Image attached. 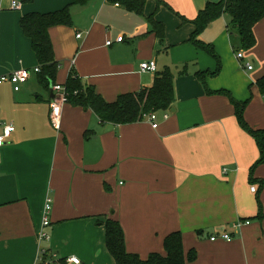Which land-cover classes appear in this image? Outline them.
<instances>
[{
  "label": "crops",
  "instance_id": "0c3cea01",
  "mask_svg": "<svg viewBox=\"0 0 264 264\" xmlns=\"http://www.w3.org/2000/svg\"><path fill=\"white\" fill-rule=\"evenodd\" d=\"M161 1L166 5L155 19L164 25L162 43L146 20L156 0H146L143 15L113 0H19L17 9L0 0V74L37 66L20 17L68 4L71 24L48 29L59 62L57 84L64 85L73 71L111 102L150 87L155 72L171 62L187 70L174 74V112L170 108L164 117L159 111L156 128L146 117L103 123L91 109L65 101L56 129L49 103L57 94L36 73L19 85L0 84V131L14 127L0 146V264H33L42 250L46 264H68L69 256L79 264H113L106 218L120 223L125 249L142 259L163 253L164 236L179 230L184 252L196 251L186 264H264V217H257L264 212V162L252 167L259 150L229 98L206 91L224 89L237 101L248 99L244 120L264 128V96L255 83L264 74V16L253 27L255 45L246 51L237 48L226 13L203 29L198 39L220 59L219 72L204 84L195 72L213 71L216 60L187 41L195 29L188 20L219 0ZM117 36L122 40L115 41ZM109 39L114 42L106 44ZM240 50L243 57L237 58ZM150 59L156 71H141L140 63ZM47 196L52 204L43 226ZM40 231L49 238L40 240ZM223 232L232 238L210 239Z\"/></svg>",
  "mask_w": 264,
  "mask_h": 264
},
{
  "label": "trees",
  "instance_id": "16d2710c",
  "mask_svg": "<svg viewBox=\"0 0 264 264\" xmlns=\"http://www.w3.org/2000/svg\"><path fill=\"white\" fill-rule=\"evenodd\" d=\"M27 1V0H25ZM89 0H73L71 4L84 5ZM127 10L136 14H144L146 0H117ZM166 5L161 0H156V8L146 17L159 43L164 39V25L155 19V12L160 5ZM70 4L61 9L38 13L32 12L20 17L19 25L24 35L30 41L32 50L37 59L39 71L36 73L38 81L45 87L51 88L56 83L59 62L54 57V51L48 29L54 25H70L72 22ZM230 16L231 34L238 40L237 48L251 49L255 43L254 25L264 16V0H219L207 2L200 9L193 20H188L195 26L187 41L196 47L203 49L216 60L213 71H197L195 75L205 84V77L216 75L220 70V59L211 44L198 39V35L215 18L222 14ZM186 21L185 18H182ZM233 26V28H232ZM186 73L184 65L180 74ZM261 95L264 96V74L255 81ZM66 101L73 105L91 109L103 123L128 124L145 118L150 112L167 111L176 101L174 92V74L168 67L154 74L150 87L142 88L136 92L122 93L114 101L108 102L98 94L94 87L83 83L77 75L70 71L64 84ZM208 93H221L226 95L234 106V112L239 125L255 140L259 150V157L252 167L264 162V128H251L243 117L244 108L248 99L235 100L231 94L224 90L212 91L206 87ZM260 184L263 181L260 180ZM257 217H264L261 210ZM102 222V221H101ZM102 224L105 227V245L113 258V264H186L196 258V251L190 248L184 252L183 236L179 230L171 231L163 238V253L151 252L142 259L137 253L128 252L125 249L124 234L120 223L112 218H106Z\"/></svg>",
  "mask_w": 264,
  "mask_h": 264
},
{
  "label": "built area",
  "instance_id": "2783aa9c",
  "mask_svg": "<svg viewBox=\"0 0 264 264\" xmlns=\"http://www.w3.org/2000/svg\"><path fill=\"white\" fill-rule=\"evenodd\" d=\"M113 2L118 5L119 2L117 0H113ZM10 5L11 8L13 9H17L20 7V2L19 0H10ZM77 37H80V34L77 33L76 34ZM119 40H122V36L119 38ZM111 41L107 40L106 44H110ZM236 57L237 58H242L243 54H242V50L236 52ZM74 62V60L72 59L70 61V63L72 64ZM247 69H251V64L250 62H246L244 65ZM157 69L156 67V62L154 59H150V60H146V61H142L140 63V70L141 71H150V72H155ZM39 66H34L32 68H18L15 70H12L10 72L7 73H3L0 74V84L4 83V82H10L11 84L14 85H19L22 84L24 82H26V80L30 77L31 73H37L39 71ZM52 91L55 92L57 95L56 97L52 98L49 106H50V122L52 124V126L56 129L59 128V121H60V114H61V104L63 102L66 101V90L64 85L62 84H53L52 85ZM167 111H165L164 117H166L167 115ZM148 121L151 123V126L153 128H156L158 125L157 122V117H158V112H150L148 114H146L145 116ZM14 129L13 125L11 124H6L2 127L1 131H0V146L5 142V139L10 135V133L12 132V130ZM250 190L255 191L256 187L255 185H251L250 186ZM51 204H52V198L50 196H47L45 199V203H44V207H43V217H42V225L46 226L49 224V212L51 209ZM240 222H238L237 224L235 223L234 226L239 227L240 226ZM217 237H220L224 240H230L232 238L231 234L227 233V232H223L221 234L218 235H211L210 239L211 240H215ZM38 238L41 239H48V233L46 231H40L38 233ZM44 251L42 250L37 258V260L33 263V264H46L47 260L44 258ZM65 261L68 264H79L80 260L78 257L76 256H69L67 258H65Z\"/></svg>",
  "mask_w": 264,
  "mask_h": 264
},
{
  "label": "rangeland",
  "instance_id": "374dc122",
  "mask_svg": "<svg viewBox=\"0 0 264 264\" xmlns=\"http://www.w3.org/2000/svg\"><path fill=\"white\" fill-rule=\"evenodd\" d=\"M70 7V6H69ZM232 28H233V26H232ZM121 36H117L116 38H115V41H121V40H119V38H120ZM111 42L113 41L114 42V40L113 39H109ZM163 56H165V55H163ZM162 57H160L159 56V60L161 59ZM169 59H170V54H169ZM169 69H170V71H172L173 72V74H180V72L183 70V66H180L179 64H176V63H174V62H171V63H169V65L167 66ZM186 73H187V70H186Z\"/></svg>",
  "mask_w": 264,
  "mask_h": 264
},
{
  "label": "water",
  "instance_id": "95a60500",
  "mask_svg": "<svg viewBox=\"0 0 264 264\" xmlns=\"http://www.w3.org/2000/svg\"><path fill=\"white\" fill-rule=\"evenodd\" d=\"M170 111H173L174 112V108H171ZM107 127L108 128H111L112 127V124H108Z\"/></svg>",
  "mask_w": 264,
  "mask_h": 264
}]
</instances>
